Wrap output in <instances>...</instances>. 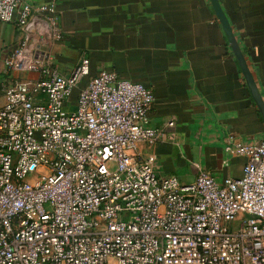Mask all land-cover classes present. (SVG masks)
Listing matches in <instances>:
<instances>
[{
    "label": "built area",
    "instance_id": "1",
    "mask_svg": "<svg viewBox=\"0 0 264 264\" xmlns=\"http://www.w3.org/2000/svg\"><path fill=\"white\" fill-rule=\"evenodd\" d=\"M59 15L54 0H0L21 29L2 58L20 75L0 80V264H264V135H229L238 177L157 173L153 90L108 69L83 83L87 55L62 73L46 46Z\"/></svg>",
    "mask_w": 264,
    "mask_h": 264
},
{
    "label": "crops",
    "instance_id": "2",
    "mask_svg": "<svg viewBox=\"0 0 264 264\" xmlns=\"http://www.w3.org/2000/svg\"><path fill=\"white\" fill-rule=\"evenodd\" d=\"M54 1L64 37L46 46L62 73L87 55L83 83L108 69L153 90L149 121L168 132L144 148L157 173L185 182L199 167L219 181L241 175L245 157L234 153L229 135L262 136L264 118L210 0ZM220 2L264 98V0ZM20 36L16 22H0L2 57Z\"/></svg>",
    "mask_w": 264,
    "mask_h": 264
},
{
    "label": "water",
    "instance_id": "3",
    "mask_svg": "<svg viewBox=\"0 0 264 264\" xmlns=\"http://www.w3.org/2000/svg\"><path fill=\"white\" fill-rule=\"evenodd\" d=\"M214 11L216 13V16L218 17L219 21L221 22L223 29L225 31V34L228 38V41L232 47L233 53L236 56L241 70L243 72V75L245 77V80L248 84V87L251 91L252 97L254 101L256 102L261 114L264 118V98L261 94V91L258 87V84L254 78V75L252 73L251 68L249 67V64L246 60L245 54L243 50L241 49V46L239 44V41L237 40V37L235 35V32L233 30V26L231 25L223 6L220 2V0H210Z\"/></svg>",
    "mask_w": 264,
    "mask_h": 264
},
{
    "label": "rangeland",
    "instance_id": "4",
    "mask_svg": "<svg viewBox=\"0 0 264 264\" xmlns=\"http://www.w3.org/2000/svg\"><path fill=\"white\" fill-rule=\"evenodd\" d=\"M2 43H0V47H1ZM15 46V45H13ZM11 46V47H13ZM1 49V48H0ZM2 56H1V53H0V80L4 79L5 76L8 78V80H15L17 78V76H19L20 74L17 73V71H15V73H12L14 70H9L7 73H5L3 71V63H2ZM110 167H113L114 166V163H110L109 164Z\"/></svg>",
    "mask_w": 264,
    "mask_h": 264
}]
</instances>
